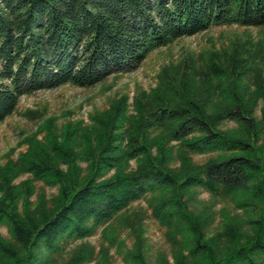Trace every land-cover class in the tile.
<instances>
[{"label":"trees","instance_id":"trees-1","mask_svg":"<svg viewBox=\"0 0 264 264\" xmlns=\"http://www.w3.org/2000/svg\"><path fill=\"white\" fill-rule=\"evenodd\" d=\"M224 24L264 25V0H0V122L23 95L91 87L175 39ZM255 62L233 53L208 56L199 70L168 65L155 87L134 93L131 113L121 94L91 115L89 128L68 122L58 132L45 119L17 158L0 163V226L9 235L0 236V264H48L148 193L173 260L159 254L149 263L139 239L126 264H264V73ZM194 153L213 156L196 163ZM37 182L56 194L37 193ZM198 188L231 199L248 218L224 213L207 239L214 217L190 210ZM103 250L96 264L109 263ZM96 257L86 245L67 264Z\"/></svg>","mask_w":264,"mask_h":264},{"label":"rangeland","instance_id":"rangeland-1","mask_svg":"<svg viewBox=\"0 0 264 264\" xmlns=\"http://www.w3.org/2000/svg\"><path fill=\"white\" fill-rule=\"evenodd\" d=\"M233 53L254 57L258 69L264 73V25H214L154 49L137 68L110 75L91 87L64 84L23 95L19 98L15 111L0 122V163L17 158L18 153L27 148L25 140L34 135L37 126L43 124L47 118L52 119L53 128L58 132L62 131L68 122L89 128L91 115L107 108L110 102L121 94H128V113H131L134 93L139 89L149 91L155 87L158 73L163 67L171 64L176 66L184 61L199 70L208 56L214 57L215 54L222 60ZM233 124L228 122L226 125ZM43 133L44 131L38 133L37 138H41ZM191 155L196 163H203L213 156L198 153ZM36 191H42L46 197L56 194L55 187L43 186L40 182H37ZM152 196V193H148L142 199L131 203L127 210L112 221L104 233L98 228L90 237L75 239L62 245L59 252L52 254L48 264H67L70 257L86 245L93 247L97 254V259L88 264H96L102 260L101 255L105 252L100 251L102 246L108 248V264H126L123 260L125 251L132 249L139 239L145 241L144 248L147 250L145 253L149 263H154L159 254H164L171 262L173 251L166 238V229L152 217L148 207ZM193 196L190 210L195 215L203 212L214 217L207 230V239H211L220 231L224 213L226 216L240 217L239 221L248 218L242 210L235 209L231 199L215 198L202 188H198ZM250 231V227H244V233ZM0 236L9 237L5 226H0ZM111 240L115 241L113 246L109 244Z\"/></svg>","mask_w":264,"mask_h":264}]
</instances>
